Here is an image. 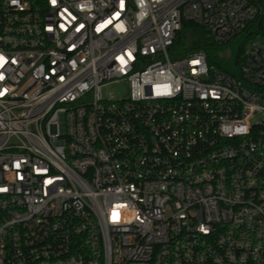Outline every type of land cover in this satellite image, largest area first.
Listing matches in <instances>:
<instances>
[{
    "label": "built area",
    "instance_id": "built-area-1",
    "mask_svg": "<svg viewBox=\"0 0 264 264\" xmlns=\"http://www.w3.org/2000/svg\"><path fill=\"white\" fill-rule=\"evenodd\" d=\"M262 15L0 0V264H264V43L238 77L169 57L184 21L223 45Z\"/></svg>",
    "mask_w": 264,
    "mask_h": 264
},
{
    "label": "trees",
    "instance_id": "trees-1",
    "mask_svg": "<svg viewBox=\"0 0 264 264\" xmlns=\"http://www.w3.org/2000/svg\"><path fill=\"white\" fill-rule=\"evenodd\" d=\"M252 42L264 43V15L250 22L241 34L223 45L213 42L210 34L202 27L184 21L170 48L169 57L178 60L201 52L209 66H216L223 73L238 77L240 65Z\"/></svg>",
    "mask_w": 264,
    "mask_h": 264
},
{
    "label": "rangeland",
    "instance_id": "rangeland-1",
    "mask_svg": "<svg viewBox=\"0 0 264 264\" xmlns=\"http://www.w3.org/2000/svg\"><path fill=\"white\" fill-rule=\"evenodd\" d=\"M173 60V59H171ZM127 85L124 83H113L101 88V95L106 100L121 99L127 96ZM253 121L260 119L258 115Z\"/></svg>",
    "mask_w": 264,
    "mask_h": 264
}]
</instances>
